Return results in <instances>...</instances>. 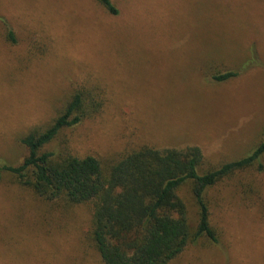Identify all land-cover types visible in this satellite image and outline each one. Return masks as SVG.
<instances>
[{"label":"rangeland","instance_id":"obj_1","mask_svg":"<svg viewBox=\"0 0 264 264\" xmlns=\"http://www.w3.org/2000/svg\"><path fill=\"white\" fill-rule=\"evenodd\" d=\"M0 0V166L28 155L77 93L89 111L57 149L105 173L143 147L199 148L201 173L248 157L264 133V0ZM233 73L223 82L215 77ZM263 170L206 191L218 237L169 264H264ZM198 226L190 186L178 192ZM94 204L48 201L0 178V264H104Z\"/></svg>","mask_w":264,"mask_h":264},{"label":"trees","instance_id":"obj_2","mask_svg":"<svg viewBox=\"0 0 264 264\" xmlns=\"http://www.w3.org/2000/svg\"><path fill=\"white\" fill-rule=\"evenodd\" d=\"M112 15L111 0H98ZM233 73L215 77L218 82ZM89 111L77 93L45 129L33 130L21 140L28 150L17 166H0V178L10 174L17 182L48 201L94 204V239L104 264H169L188 245L203 237H218L210 224L206 191L229 175L248 168L263 170L264 133L260 145L241 160L201 173L199 148L158 150L143 147L122 157L108 173L95 157H73L57 149L61 132L82 123ZM190 186L198 208V226L189 224L188 209L178 192Z\"/></svg>","mask_w":264,"mask_h":264}]
</instances>
